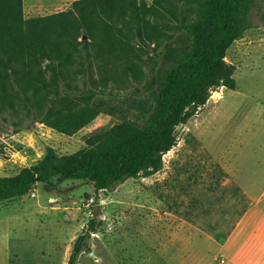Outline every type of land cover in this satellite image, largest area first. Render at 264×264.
Returning <instances> with one entry per match:
<instances>
[{
    "label": "rangeland",
    "instance_id": "rangeland-1",
    "mask_svg": "<svg viewBox=\"0 0 264 264\" xmlns=\"http://www.w3.org/2000/svg\"><path fill=\"white\" fill-rule=\"evenodd\" d=\"M72 1L23 0L24 16L67 9ZM187 6L194 14L196 5ZM250 19L251 26L226 51L235 87L212 89L206 103L176 126V143L163 154L159 170L102 190L87 179L55 178L1 202L0 264H66L90 219L97 229L76 264H228L226 252L239 241L235 226L220 230V204L242 207L237 260L264 264V0H256ZM134 42L137 55L124 59L132 68L99 79L100 89L92 95L105 110L73 134L40 122L21 97L14 110H0V175L36 163L47 146L69 154L117 122L143 119L158 80L189 37L173 24L157 48ZM79 60L86 68L89 61L93 65L87 72H76L78 64L71 68L79 91H85L101 75L99 60L88 58L83 48Z\"/></svg>",
    "mask_w": 264,
    "mask_h": 264
},
{
    "label": "trees",
    "instance_id": "trees-1",
    "mask_svg": "<svg viewBox=\"0 0 264 264\" xmlns=\"http://www.w3.org/2000/svg\"><path fill=\"white\" fill-rule=\"evenodd\" d=\"M255 2L73 0L67 9L25 17L23 0H0V110H14L16 97H21L40 122L69 135L105 110L101 98L93 101L92 95L100 89L99 79L132 68L131 60L124 59L137 55L134 41L157 48L173 24L189 37L186 49L158 80L143 119L117 122L88 136L85 146L69 154L47 146L36 163L0 175V203L55 178L87 179L95 190H102L159 170L163 154L176 143V126L206 103L212 89L235 87L234 65L225 60L226 51L251 26ZM188 3L196 5L192 15ZM82 48L88 58L92 54L99 60L96 69L101 74L85 91H79L71 70L75 64L76 72L91 69V61L88 68L77 61ZM96 229V220L90 219L66 264L77 263Z\"/></svg>",
    "mask_w": 264,
    "mask_h": 264
},
{
    "label": "crops",
    "instance_id": "crops-1",
    "mask_svg": "<svg viewBox=\"0 0 264 264\" xmlns=\"http://www.w3.org/2000/svg\"><path fill=\"white\" fill-rule=\"evenodd\" d=\"M228 207H224V205L220 204V207H218L217 209V220L219 223V228L221 231L226 232L229 228H231V226H235L234 230L236 231L235 233V241H239L238 244L236 242H234V245H232V247L230 248L229 246V250H227L226 252V256L225 258H227L229 260L228 264H241L237 258H236V253L238 252L239 248L241 247V242L240 241V237L237 236V231L239 230V228L243 225L240 222V209L242 208L239 205H235L234 207H229V209H227ZM251 211V210H250ZM241 223V225H240ZM236 237L238 239H236Z\"/></svg>",
    "mask_w": 264,
    "mask_h": 264
},
{
    "label": "water",
    "instance_id": "water-1",
    "mask_svg": "<svg viewBox=\"0 0 264 264\" xmlns=\"http://www.w3.org/2000/svg\"><path fill=\"white\" fill-rule=\"evenodd\" d=\"M94 210L96 211L97 210V207H94Z\"/></svg>",
    "mask_w": 264,
    "mask_h": 264
},
{
    "label": "built area",
    "instance_id": "built-area-1",
    "mask_svg": "<svg viewBox=\"0 0 264 264\" xmlns=\"http://www.w3.org/2000/svg\"><path fill=\"white\" fill-rule=\"evenodd\" d=\"M93 199V198H92Z\"/></svg>",
    "mask_w": 264,
    "mask_h": 264
}]
</instances>
